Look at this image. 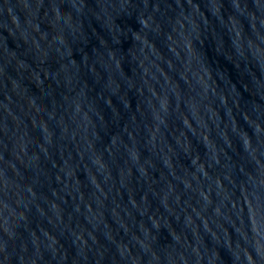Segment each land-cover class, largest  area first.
<instances>
[{
  "label": "water",
  "instance_id": "water-1",
  "mask_svg": "<svg viewBox=\"0 0 264 264\" xmlns=\"http://www.w3.org/2000/svg\"><path fill=\"white\" fill-rule=\"evenodd\" d=\"M0 264H264V0H0Z\"/></svg>",
  "mask_w": 264,
  "mask_h": 264
}]
</instances>
